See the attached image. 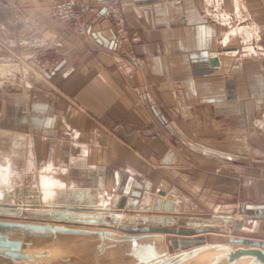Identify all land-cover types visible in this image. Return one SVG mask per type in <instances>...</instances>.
I'll list each match as a JSON object with an SVG mask.
<instances>
[{
	"label": "crops",
	"instance_id": "crops-1",
	"mask_svg": "<svg viewBox=\"0 0 264 264\" xmlns=\"http://www.w3.org/2000/svg\"><path fill=\"white\" fill-rule=\"evenodd\" d=\"M6 1L0 60L24 69L16 85L0 84V179L7 168L14 177L9 191L0 187L30 197L47 175L58 191L49 206L94 212L0 223V234L20 241L0 245V257H52L40 250L52 245L95 264H210L242 206L264 204V0H115L138 41L117 37L104 14L110 0H87L86 35L54 18L53 0ZM201 51L219 56L216 71L199 72L192 53ZM32 61L57 69L47 77ZM129 177L151 186L144 203L160 210L119 207ZM163 182L165 196L155 191ZM117 212L212 224L190 234L134 231ZM261 226L246 219L238 234L259 238Z\"/></svg>",
	"mask_w": 264,
	"mask_h": 264
},
{
	"label": "water",
	"instance_id": "water-1",
	"mask_svg": "<svg viewBox=\"0 0 264 264\" xmlns=\"http://www.w3.org/2000/svg\"><path fill=\"white\" fill-rule=\"evenodd\" d=\"M105 10V8H104ZM192 57L195 60H199L202 64L199 67H196L200 73L214 72L216 69H213L215 66L220 64L219 56H211L209 51H201L199 53H192ZM31 64L40 72L50 77L56 68H41L35 62ZM230 94V92H229ZM169 185L161 183L159 187L155 190L160 195H166ZM175 192V190H172ZM155 197V193L151 191V186L149 184L141 183L134 180L133 177H129L126 184L122 188V195L118 197L119 207L120 208H130V209H139V210H160L159 205H150L145 204L144 201ZM141 200H143L141 202ZM245 205L242 206L244 211ZM250 209L254 210L252 213H247L246 218L248 219H262L261 230L264 231V204H253ZM232 218V215L229 216ZM120 221V224L124 229L134 230V231H146V230H160V231H171L175 233L190 234L192 229L196 232L207 231L209 230L212 224L211 219H205V225L202 226L201 221L193 220V217H183L186 220L187 225L190 227H177L170 225L173 223L172 217L164 218L163 215H152L146 216L142 215L139 218L134 217H116ZM151 219L166 220V224L160 225H148L146 223L140 224V221H149ZM245 220L244 218L238 219L233 223V231L228 236H225L223 239L215 242V247L217 252L214 255V259L210 264H218L222 262L224 264H236L238 260L245 259L244 264H264V237H251V236H242L238 232L244 227ZM20 241L9 239L8 235L0 234V245L7 244H19Z\"/></svg>",
	"mask_w": 264,
	"mask_h": 264
},
{
	"label": "rangeland",
	"instance_id": "rangeland-1",
	"mask_svg": "<svg viewBox=\"0 0 264 264\" xmlns=\"http://www.w3.org/2000/svg\"><path fill=\"white\" fill-rule=\"evenodd\" d=\"M25 66L29 67L30 65L26 63ZM21 67H22V64L20 65V63H18L16 60H11V59L10 60H7V59L0 60V84H5L7 83V81L8 82L10 81L16 85L18 82H20L16 77L18 75L17 74L18 71L20 72L22 71L23 68ZM31 67L34 68L32 65ZM20 193L25 196L24 199L19 200L17 192L16 193L14 192L5 193V191H3V194L0 193V203L2 201L1 200L2 198L5 201H10V203L0 204V223L7 224V223H11L13 220L16 224L23 225L25 223H28L29 221H35V220L40 221L39 219H42V218L45 219V217L48 218L49 216H52V217L63 216L64 217L67 215L69 217H72L74 215L81 216V215H85L86 213L89 214V213L94 212V211H91L93 210V208L86 209L84 207L46 206V205L45 207H43L44 205H40L41 203H39V198H38L39 196L37 192H36L37 195L35 194V192H33L34 194L33 193L30 194V197L28 196L29 193L24 192L23 190H21ZM13 198H15V200ZM29 207H31L32 210L27 209ZM38 208H41V209H38ZM27 211L30 213H27ZM32 211L38 214L41 213L42 215L41 216L35 215L34 213H31ZM245 212L248 213L246 210ZM238 216L239 215H237V217ZM235 217L236 215H232V218H229V219H233ZM257 236L264 237V235L262 234L257 235ZM30 249L32 250V254L35 256V254L39 252V244L35 245L34 247H31ZM45 249H40V250L42 252H52L53 256L43 257L39 259H38V256H35L34 258L32 257L31 260H27V259L23 260L19 258H17L16 260L5 259V258H2L1 256L0 264H95V262H92L93 260L92 256H91V261H90L87 256L81 257V255L77 253L73 255L70 252H65V254L64 253L61 254V252L54 249L52 245H48L47 247H45Z\"/></svg>",
	"mask_w": 264,
	"mask_h": 264
},
{
	"label": "built area",
	"instance_id": "built-area-1",
	"mask_svg": "<svg viewBox=\"0 0 264 264\" xmlns=\"http://www.w3.org/2000/svg\"><path fill=\"white\" fill-rule=\"evenodd\" d=\"M4 4L9 6V2L6 0H4ZM87 5V0H53L51 9L54 18L72 24L79 34L86 35L88 33V23L85 20L84 12ZM104 14L112 21L115 34L119 39L122 41H127L130 38L133 41L139 40L136 33L130 35L124 23L123 9L115 0L108 1L105 5Z\"/></svg>",
	"mask_w": 264,
	"mask_h": 264
},
{
	"label": "bare ground",
	"instance_id": "bare-ground-1",
	"mask_svg": "<svg viewBox=\"0 0 264 264\" xmlns=\"http://www.w3.org/2000/svg\"><path fill=\"white\" fill-rule=\"evenodd\" d=\"M21 65V64H20ZM6 67V66H5ZM22 68V67H21ZM18 69V68H17ZM24 69V68H23ZM22 69V70H23ZM18 71V70H17ZM17 83V82H16ZM7 171V172H6ZM6 172V174H4ZM11 170H9V168H7L6 170H4L3 172H2V176H1V179H0V181L1 182H5L6 183V190L7 191H9L11 188H13V184H14V177L11 175ZM47 176V175H46ZM46 176H44L43 174H41L40 175V177L38 178V183L36 184V187L34 186V188H35V194H36V192H37V194H38V198H39V203H41L40 205H44L43 207H45V205L46 206H49L50 205V198H52V197H55V194H56V192H58L57 191V189H56V186H55V184H56V182L53 180V179H51L50 177H46ZM35 183V182H34ZM25 188V187H24ZM29 188V187H28ZM32 188V187H31ZM5 190V191H6ZM27 190V189H26ZM3 188H1L0 187V193L1 194H3ZM34 191V190H33ZM16 192V191H15ZM32 192V191H31ZM62 192H64V191H62ZM18 198H19V200H21V199H24V195L23 194H21L20 193V191L18 190ZM29 193H30V191H29ZM33 193V192H32ZM34 194V193H33ZM36 194V195H37ZM60 194V193H59ZM27 196V195H26ZM165 196V195H164ZM163 197V196H162ZM169 198V197H168ZM177 198V197H176ZM106 200V199H105ZM104 199H103V202L105 201ZM157 200H160V199H157ZM173 200V199H172ZM27 201V200H26ZM106 202V201H105ZM104 202V203H105ZM158 202V201H157ZM159 202H161V201H159ZM169 202V201H168ZM22 203V202H21ZM103 203V204H104ZM163 203V202H162ZM20 205V204H19ZM29 205V204H28ZM168 205V204H167ZM166 205V206H167ZM27 206V205H26ZM34 206V205H33ZM42 207V206H41ZM165 207V206H164ZM25 209V208H24ZM27 209H30V210H32V208L31 207H29V208H27ZM38 209H41V208H38ZM23 210V209H22ZM36 210V209H35ZM49 210V209H48ZM103 210H105V209H103ZM70 212V211H69ZM27 213H30V212H28L27 211ZM31 213H34L33 211L31 212ZM47 213V212H46ZM49 213V212H48ZM60 213V212H59ZM68 213V212H67ZM74 213V212H73ZM76 213V212H75ZM53 214V213H52ZM63 214V213H62ZM69 214V213H68ZM87 214V213H86ZM246 212H245V210L244 211H242V212H240L238 215V218L239 219H241V218H244V220H246V219H248V218H246ZM31 215V214H30ZM71 215H72V213H71ZM114 215V218H116V217H127L124 213H122V212H117V213H115V214H113ZM67 216V215H66ZM34 217H35V215H34ZM112 218V217H111ZM134 218H136V217H134ZM43 219V218H42ZM75 219V218H74ZM39 220H41V219H39ZM57 220V219H56ZM195 220V219H194ZM116 221L118 222V224H120V221L119 220H117L116 219ZM196 221H199V219H196ZM91 223V222H90ZM87 224V223H86ZM94 224V223H93ZM100 224V223H99ZM113 224V223H112ZM115 224V223H114ZM201 224H202V222H201ZM246 227V226H245ZM246 229V228H245ZM228 234V233H227ZM170 238V237H169ZM217 252V249H214L213 250V252H212V254H213V257H214V255H215V253ZM207 255H209V252L208 251H204V252H202L200 255H197L196 257H197V260H200L201 258H204V257H206ZM213 261V260H212ZM246 262V260L245 259H242V260H238L237 261V263L236 264H244ZM218 264H224V263H222V262H219ZM226 264H228V263H226Z\"/></svg>",
	"mask_w": 264,
	"mask_h": 264
}]
</instances>
